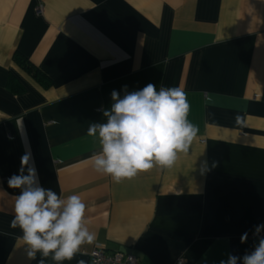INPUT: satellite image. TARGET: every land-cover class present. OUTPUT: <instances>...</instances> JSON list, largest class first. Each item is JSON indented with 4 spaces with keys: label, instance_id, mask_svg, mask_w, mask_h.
Instances as JSON below:
<instances>
[{
    "label": "crops",
    "instance_id": "obj_1",
    "mask_svg": "<svg viewBox=\"0 0 264 264\" xmlns=\"http://www.w3.org/2000/svg\"><path fill=\"white\" fill-rule=\"evenodd\" d=\"M148 83L183 89L199 131L171 169L117 184L94 170L87 129L113 90ZM26 152L42 186L79 194L97 236L63 264H90L98 244L142 264L242 257L264 225V0H0V264L41 259L10 227Z\"/></svg>",
    "mask_w": 264,
    "mask_h": 264
},
{
    "label": "clouds",
    "instance_id": "obj_2",
    "mask_svg": "<svg viewBox=\"0 0 264 264\" xmlns=\"http://www.w3.org/2000/svg\"><path fill=\"white\" fill-rule=\"evenodd\" d=\"M123 89V95L111 92L110 108L102 109L103 122H92L87 129V136L100 145L90 157L94 170L117 184L154 167L171 169L179 154L189 153L199 131L188 119L190 104L183 89L161 86L157 90L152 83L131 92L127 85ZM7 184L20 190L10 227L22 231L29 260H36L39 253L38 264H46L50 256L54 264H63L81 246L97 243L96 233L87 227V206L79 194L58 195L42 186L30 153L21 156L18 174L11 175ZM262 230L264 225H257L255 233ZM246 240L244 233L241 243ZM220 264H264V237L242 257L229 254Z\"/></svg>",
    "mask_w": 264,
    "mask_h": 264
},
{
    "label": "built area",
    "instance_id": "obj_3",
    "mask_svg": "<svg viewBox=\"0 0 264 264\" xmlns=\"http://www.w3.org/2000/svg\"><path fill=\"white\" fill-rule=\"evenodd\" d=\"M41 6L38 7L40 11ZM264 237V230L259 234L255 233V229L250 233L249 238L252 240ZM89 263L90 264H142L140 259L129 252L113 251L106 252L101 245H96L95 248L90 252ZM174 264H186L185 260L179 258Z\"/></svg>",
    "mask_w": 264,
    "mask_h": 264
},
{
    "label": "trees",
    "instance_id": "obj_4",
    "mask_svg": "<svg viewBox=\"0 0 264 264\" xmlns=\"http://www.w3.org/2000/svg\"><path fill=\"white\" fill-rule=\"evenodd\" d=\"M15 59L23 69H25L28 73H30L34 78H36L42 84H44L45 86L49 84V80L47 79V77L38 69H36L34 66H32L26 58H23L22 56L16 54ZM13 90L16 91L18 89L14 87Z\"/></svg>",
    "mask_w": 264,
    "mask_h": 264
}]
</instances>
